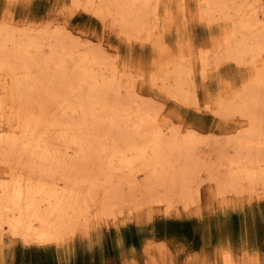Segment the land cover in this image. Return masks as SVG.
<instances>
[{"label": "bare ground", "instance_id": "6f19581e", "mask_svg": "<svg viewBox=\"0 0 264 264\" xmlns=\"http://www.w3.org/2000/svg\"><path fill=\"white\" fill-rule=\"evenodd\" d=\"M71 3L73 8L97 16L119 38L148 42L155 55L163 58L155 70L160 72L161 83L157 85L155 74L150 76V84L196 107L192 69L205 79L207 70H215L217 63L207 68L206 53L198 52L195 64L190 61L194 50L166 49L165 35L160 38L157 34L172 23L175 30L183 29L189 19L217 23L220 34L212 37L214 33H208L212 52H219V60L233 59L238 65L244 62L248 68L240 90L233 98L228 93L229 104L221 95L213 96L214 114L223 117L240 111L248 121L244 128L247 140L233 137L236 147L238 143L242 147L234 148L232 157L219 162L225 168L219 182L240 177L264 182V115L260 113L264 110V20L258 18L250 0ZM161 6L162 12L167 10L162 22ZM173 8L179 11L173 12ZM53 24H40L35 37L0 26V71H7L10 78L0 119V241L8 237L19 238L25 245L55 244L79 222L88 221L90 205L99 200L98 184L107 191L114 185L115 171L137 163L156 185L167 188L155 203L165 201L170 207L178 189L187 192L190 188L185 166L190 165L186 163L188 153L198 134L190 130L181 136L187 128L181 130L160 117V106L150 101L151 105L138 94L131 72L119 66L99 43L83 41ZM250 148L255 150L253 156ZM242 149L247 153L242 154ZM180 156L184 158L179 160Z\"/></svg>", "mask_w": 264, "mask_h": 264}, {"label": "rangeland", "instance_id": "374dc122", "mask_svg": "<svg viewBox=\"0 0 264 264\" xmlns=\"http://www.w3.org/2000/svg\"><path fill=\"white\" fill-rule=\"evenodd\" d=\"M250 1L258 18L264 20V0ZM71 4V0H0V26H5L6 31H23L35 37L42 24L52 22L83 41L99 43L108 55L115 57L119 66L131 72L130 78L133 75L138 94L155 107L160 106V117L181 130L187 128L181 131V136L190 130L198 134V141L188 153L190 160L186 163L190 165L185 166L189 171L185 180L190 188L187 192L178 189L171 206L166 207L165 201L160 204L153 201L163 198L167 188L156 185L155 179L140 171L143 167L140 163L115 171L113 187L107 191L100 188V184L95 187L99 200L90 205L92 212L90 210L88 221L79 222L83 225L77 224L75 232L67 233L55 244L41 245H25L19 238L3 237L0 264H264V182H250L241 177L219 182L225 169L219 162L240 149L241 144L238 143L237 148L233 141L239 138L246 141L244 128L248 126L247 117L240 111L221 117L211 110L215 95H221L224 102L228 101L225 104H229L228 93L229 98H233L240 90L247 80L248 70L244 62L238 65L233 59L220 61L219 52H212L208 33L213 32L212 37L219 35V25L189 19L183 29L175 30L172 23L164 32L160 31L162 34H157L160 38L165 35L166 49L184 53L194 50L190 61L195 64L198 52L206 53L207 68L217 63L218 68L207 70L205 79L192 69L196 107L192 102L176 101L150 84V76L155 74L157 85L161 83L160 72L155 70L163 58L155 55L148 42L119 38L97 16L75 9ZM162 11L161 6L160 22L165 20L167 10ZM9 83L7 71H0V119ZM260 113L264 115V110ZM241 151L247 153L244 149ZM249 153L253 156L255 150L250 148ZM183 158L180 156L179 160Z\"/></svg>", "mask_w": 264, "mask_h": 264}]
</instances>
